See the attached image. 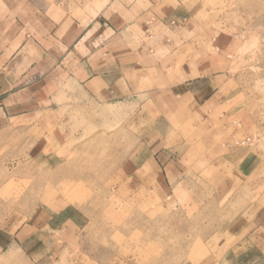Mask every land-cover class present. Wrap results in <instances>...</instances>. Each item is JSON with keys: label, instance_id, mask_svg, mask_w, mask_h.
<instances>
[{"label": "rangeland", "instance_id": "374dc122", "mask_svg": "<svg viewBox=\"0 0 264 264\" xmlns=\"http://www.w3.org/2000/svg\"><path fill=\"white\" fill-rule=\"evenodd\" d=\"M173 1L221 51L199 57L222 74L185 122L145 91L0 121V231L24 226L30 260L219 264L264 205V0Z\"/></svg>", "mask_w": 264, "mask_h": 264}, {"label": "crops", "instance_id": "0c3cea01", "mask_svg": "<svg viewBox=\"0 0 264 264\" xmlns=\"http://www.w3.org/2000/svg\"><path fill=\"white\" fill-rule=\"evenodd\" d=\"M173 2L0 0V121L24 119L26 110L41 119L76 105L78 96L114 105L145 91L171 105L173 125L185 122L188 110L213 100V78L222 72L206 63L221 51L214 42L216 51H204L188 8ZM192 44L196 52L188 54ZM24 231H0V264H42L24 253ZM232 234L219 264H264V205Z\"/></svg>", "mask_w": 264, "mask_h": 264}, {"label": "bare ground", "instance_id": "6f19581e", "mask_svg": "<svg viewBox=\"0 0 264 264\" xmlns=\"http://www.w3.org/2000/svg\"><path fill=\"white\" fill-rule=\"evenodd\" d=\"M146 224H147V223H146ZM146 226H148V224H147ZM132 232H133V231H132ZM132 232H131V233H132ZM136 233H138V232H136ZM133 234H134V233H133ZM146 244H147V243H146Z\"/></svg>", "mask_w": 264, "mask_h": 264}]
</instances>
